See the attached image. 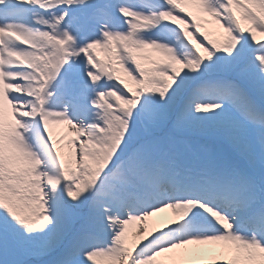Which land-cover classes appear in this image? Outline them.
<instances>
[{"label": "snow or ice", "instance_id": "1", "mask_svg": "<svg viewBox=\"0 0 264 264\" xmlns=\"http://www.w3.org/2000/svg\"><path fill=\"white\" fill-rule=\"evenodd\" d=\"M0 264H264V0H0Z\"/></svg>", "mask_w": 264, "mask_h": 264}]
</instances>
